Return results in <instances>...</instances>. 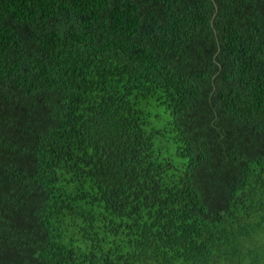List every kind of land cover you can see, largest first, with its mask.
Instances as JSON below:
<instances>
[{
  "label": "trees",
  "instance_id": "trees-1",
  "mask_svg": "<svg viewBox=\"0 0 264 264\" xmlns=\"http://www.w3.org/2000/svg\"><path fill=\"white\" fill-rule=\"evenodd\" d=\"M0 264H264V0H0Z\"/></svg>",
  "mask_w": 264,
  "mask_h": 264
},
{
  "label": "water",
  "instance_id": "water-1",
  "mask_svg": "<svg viewBox=\"0 0 264 264\" xmlns=\"http://www.w3.org/2000/svg\"><path fill=\"white\" fill-rule=\"evenodd\" d=\"M212 3H213V1H212ZM213 5H214V3H213ZM215 12H216V9H215ZM212 19V18H211ZM211 24V23H210ZM213 29V28H212ZM215 35V34H214ZM217 47H218V45H217ZM218 52V51H217ZM217 54V53H216ZM214 62V61H213ZM218 68H219V66H218ZM213 79V78H212Z\"/></svg>",
  "mask_w": 264,
  "mask_h": 264
}]
</instances>
